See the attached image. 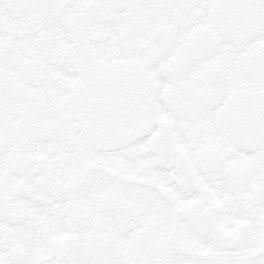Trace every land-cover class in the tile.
<instances>
[{
	"label": "snow or ice",
	"instance_id": "1",
	"mask_svg": "<svg viewBox=\"0 0 264 264\" xmlns=\"http://www.w3.org/2000/svg\"><path fill=\"white\" fill-rule=\"evenodd\" d=\"M0 264H264V0H0Z\"/></svg>",
	"mask_w": 264,
	"mask_h": 264
}]
</instances>
